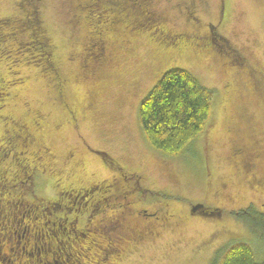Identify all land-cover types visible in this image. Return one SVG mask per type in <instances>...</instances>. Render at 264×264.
Wrapping results in <instances>:
<instances>
[{
  "label": "rangeland",
  "instance_id": "1",
  "mask_svg": "<svg viewBox=\"0 0 264 264\" xmlns=\"http://www.w3.org/2000/svg\"><path fill=\"white\" fill-rule=\"evenodd\" d=\"M178 1L157 0L159 8L166 12L167 25L176 32L192 26L181 16ZM16 2L0 0V15L17 10ZM26 2L30 0L22 1L21 9L29 7ZM40 2V16L57 47L56 65H50L51 69L40 65L44 67L42 70L35 65L37 61L30 58L34 51L3 50L0 80L16 81L7 82L6 86L11 84L10 91L0 113L27 117L28 110L35 111L38 119H42L35 132L47 147L40 150L51 153L32 161L35 155L41 154L35 150L37 140H31L22 129L8 131L4 143L14 142L20 150L26 149V153H23L24 163L21 161L24 165L20 163L16 167L13 178H5L0 173L3 185L9 183L0 189L5 191L3 196L12 198L19 193L22 195L20 203L33 201L32 195L18 191L22 184L19 179L27 176L30 169L37 170L32 190L45 199L53 198L54 192L62 190L61 184L55 186L58 176L65 180V185H91L87 199H95L97 203L86 205L81 215L88 211L93 215L90 216L93 223L101 221L99 230L94 231L102 237L101 234L94 236L93 232L84 239L72 238L74 245L85 246L79 253L80 264H210L212 257L236 242L248 243L257 263L264 264V229L255 227L252 232L245 221L233 215L234 211L248 206L264 213L261 181L264 160L255 156V150H264V143L250 151L239 146L241 149L233 152L231 146L241 139L233 143L230 123L231 116L236 118L241 108L245 109L248 123L244 126L240 121L238 126L243 128V133L240 129L237 137L252 133L254 138H264V0H203L200 3L196 13L199 25L213 24L218 31V38L212 39L215 50L202 44H188L183 35L165 47L147 35L127 37L132 44L126 41L112 45L116 34H109L106 36L108 59L98 66L92 60L84 61L80 39L85 25L79 22L71 3L65 0ZM82 5L83 11L94 15L93 18L103 14L100 2L87 1ZM124 23L107 30H121L117 27ZM7 24L12 35H4L6 28L1 30L0 25V49L13 48L15 43L20 46L19 42L22 44L26 36V32L21 34V31L24 27L31 28L25 19L8 20ZM93 25L98 23L94 21ZM33 30L34 27L31 35ZM151 31L160 39L158 30ZM190 32L192 37L193 32ZM162 34L168 40L173 39L174 34ZM118 37L122 40L125 34ZM104 43L106 45V41ZM171 68H183L192 73L198 83L213 94L212 113L205 129L194 138L188 151L173 157L157 152L146 141L138 108L158 79ZM239 104L242 105L240 111ZM3 128L9 130L10 125L0 128V133ZM7 148L6 145L0 147ZM27 152L32 163L29 171ZM8 160L10 158L1 164ZM118 166L127 171L123 179L115 169ZM67 199L70 200L67 205L84 202L74 196ZM119 203L121 206L115 208ZM197 204L205 209L193 211ZM25 209L22 204L16 208L13 228H0V241L9 240L13 253L23 250L31 253L32 246L25 241L27 223L21 216ZM34 210L39 209L34 206ZM48 216L44 221H50ZM79 220L77 227H83L86 221ZM144 220L161 224H147ZM58 228L57 224L47 222L45 232H57ZM62 240L60 237L59 241ZM35 242L38 256L33 250V264L38 259L50 264L62 263L63 256L58 252L53 256L45 255L49 249L47 243ZM108 242L111 244L105 254L95 261L94 253L99 250L95 245L104 249ZM3 248L0 247V264H18L13 257H7ZM65 251L69 252L67 247ZM72 259L69 256L70 262Z\"/></svg>",
  "mask_w": 264,
  "mask_h": 264
},
{
  "label": "trees",
  "instance_id": "2",
  "mask_svg": "<svg viewBox=\"0 0 264 264\" xmlns=\"http://www.w3.org/2000/svg\"><path fill=\"white\" fill-rule=\"evenodd\" d=\"M17 1H18L16 2L18 3V5L16 4L17 10H15L19 12V14L17 15L22 16V18L24 17L23 19H25L27 22L30 23L29 26H31V28L29 27L30 29L29 30L27 29L29 33L26 32L28 36L26 35L22 39L23 40L22 44L19 42L20 46L16 45L15 43V45L19 47V51H17L18 50L16 49L17 47H13V48L8 47L7 49H3L5 48L3 47L2 49H0V54L3 52V50H8V49L10 51H14V53L21 52L22 49L34 51L32 56H30V58H33L35 62L37 61L35 65H38V67L42 68V70L44 69V67H48V66L51 69L50 65H52L53 63L56 65V60L54 56L57 47L54 45L52 41V37L49 34L48 28L43 23L42 17L40 16V13H38V9L34 8L36 7L35 6L36 3L34 2V0H30V3L26 2L29 7L28 8L22 7L21 9V2L25 0H17ZM65 1H69L71 3L72 8L75 11L74 12L75 15L77 17L79 16L80 18L79 22L85 25L84 28L85 30L83 29L82 32L83 38L80 39L82 53L85 56L84 61L87 63V61L91 62L92 60V63H94L95 66H98V64H100L104 59L108 58V49H107L108 44L105 45L103 42L109 36V34H116L114 36L125 34V37L123 39H126L127 37L130 36H135L136 38L137 37L144 38V36L147 35L152 41L161 42V43L157 42L159 46L163 45L165 47L167 46L168 43H172L175 38L179 39L180 35H182L181 32H184V31L176 32L174 29H171L167 25L166 12L162 8H159L157 4V0H65ZM87 1L100 2L102 4L104 9L102 10L103 14H101L100 18L98 16L93 18L94 15H91L90 13L87 14V12L85 13V11H83L82 4L84 2L86 3ZM37 2L40 4V11H41L42 4L40 0H38ZM202 2L203 0H199L198 2L192 5L191 0H179L177 3L179 5L178 7L181 16L186 18L187 21L189 22L188 17L189 15H191L190 13L191 7L192 10H195V15H196L197 9L200 3ZM189 5H191V7H189ZM26 13L29 14V16ZM14 19L16 18L13 17L0 18L1 30L3 28L4 29L6 28V33L4 35L6 36L12 35L10 34L9 29L7 28L9 26L7 23L8 20L12 21ZM23 19L19 18V20H23ZM94 21H96L98 25L94 26L93 25ZM123 21H125V23L121 26L118 25L117 27L122 31L115 30V28H112L110 31L107 30L109 27H112L118 23H123ZM32 27H34L35 31L33 30L34 32L31 35ZM43 28H45L46 32L43 30ZM151 29L158 30L159 35L161 36L160 39L156 38L153 31H151ZM171 30L173 31V33H171ZM162 33L165 34L171 33L172 35L174 34L173 35L174 38L172 40H168L164 37ZM46 35L50 37V41H48ZM1 38L2 37H0V40ZM183 39L185 38L183 37ZM130 42L131 44L133 43L132 40H130ZM187 43L192 44L191 42L189 43L188 41ZM102 47L104 48L103 53H102L103 51ZM105 62L106 60L103 61L102 63ZM40 65H43L44 67H40ZM94 65H92V68L95 67ZM10 74L12 77L13 72H11ZM2 80L4 79L0 80V108L5 104V102L3 103V101L5 97L8 96L10 91L11 84L6 86L7 82L11 81L15 83L16 81L14 79H9V80L6 79L4 80L5 81L4 83ZM212 100H213L212 92L208 88L200 85V83H198L197 79L192 73H189L183 68L180 69L171 68L168 71L164 72L163 75L158 79V81L154 84V86L150 89L148 94L145 96V98L140 102L138 106L139 119L141 122V127L144 132L146 141H148L149 145H151L157 152L161 154L163 153L164 155L170 157L184 154L185 151H188L190 149L192 142L194 141V138L199 136L202 133V131L205 129V125L210 119L212 113V107H213ZM241 106H242L241 104L238 105V111H240ZM72 111L73 110L69 112L71 113ZM244 111L245 109H243L242 111L241 108L240 111L241 114ZM233 112H237V111H233ZM0 114H2V116H0V122L2 125L0 126V128H2L3 126H6L5 125L6 120H4L3 117L7 114L6 112L5 113L1 112ZM241 114H237L236 118L235 116L233 117L231 116L230 123L232 124L231 126L233 127L232 130H234L236 133H238L240 129H242L241 133H243V128H240L238 126L240 125V119L243 118L242 117L243 114L242 115ZM4 130L5 129L3 128L2 133H0V147H5L6 145L9 148L4 150L0 149V173L4 174L5 178L8 177L13 178L15 176V170H17L16 167H19L20 163L21 165H24L23 163L25 160V155H23V153H26L25 152L26 149L25 151L20 150L21 148H18L17 146L18 144L16 145L14 142L9 141V143L7 142L4 143L5 139L7 138L6 134L4 133ZM2 134L4 137L2 136ZM248 134L251 135V133ZM242 135H243L242 137L244 136L247 137L246 134H242ZM242 137L239 135L236 141H238L239 139L241 140H239L237 145L233 144L231 146L233 152L236 153L239 149H241L240 147H242L243 149L245 148V150H249V151L256 148L255 145L253 144H249L248 146H246V144L242 142L244 141L242 140ZM40 145L43 144L40 142L39 146ZM35 150L38 151V153L40 152L41 154L39 153L40 154L39 156L35 155L34 156L35 158L33 157V159H31L32 161H35L34 159L39 160L40 157L43 158L42 156L45 157V155L49 153L48 150H45L44 152L38 148H35ZM257 151L260 152L262 151V155H260L258 158L260 159V161L262 159L264 160L263 148L255 150V152ZM18 153L20 154L19 158L15 157L16 155L18 156ZM29 154L30 153L27 152V157H26L27 160L31 158ZM7 158H10V160H8L4 165L1 164L3 161L5 162ZM31 164L32 163H30L29 160L27 165L28 171L31 168ZM119 167L124 172H127L125 171V168H123L122 166ZM117 168L118 167H116L115 169ZM30 175L32 176L31 179H29ZM34 175L35 172L30 169V172L27 174V176L23 177L22 179H19L20 180L19 182H21L22 184L19 185L18 191H20L23 194L26 193L28 195L30 194V196L31 195L33 196V201L31 199L28 200V202L25 201L21 203L20 200L22 195L19 193H17L12 198H7V196H3L4 194L2 193L5 191L1 192V190L3 187H5L6 184L9 183L5 181L6 184L3 185L2 179H0V183H2V185L0 186L1 189L0 219L2 221V222L0 221L1 222L0 228L10 229L12 227L11 224L12 220L15 219L17 216V213L15 212L16 208H18L20 204L25 205L26 209L23 212L25 214L21 213V216H22V221L25 220L27 223L25 226V235H26L25 241L27 242L28 245L32 246L30 247L31 253L26 252L24 250L22 252H15V253L11 252L12 248H10V246L8 245L9 240L7 239H3L0 241V247L1 248L5 247L7 251L6 252L7 257H13L18 264H25V261L26 264L27 263L33 264L34 253L36 256H38L37 253L38 247L35 242L37 240L38 242L41 241L43 244L47 243V245H49L48 246L49 249H47V251L45 252L46 256L48 255L53 256L55 252H58L61 256H63V260H62L63 262L65 260L64 255L67 254L68 256H71L69 255L70 253L75 254L72 251V249L71 250L69 249L70 246H72V248H77L80 246V245H74L75 243L73 242L75 240H72V238L75 237L76 240L79 238L78 237L76 238V236L72 234V232H68L70 230L68 223L64 222L63 220L65 217H67L68 220H72V217L74 215L71 217V214L72 213L76 214L75 209L80 202H77L75 204L71 202L70 205H67V202H70V200L67 198H71V196H74L81 199V196L77 195L76 191H73V188L75 186H78L79 184H75V186H73L70 183H67V185H65L64 184L65 180L60 176H58L56 178L58 182L57 184H55V186L61 184L62 186L60 189L62 190L54 192L53 198L45 199L39 196L38 194H35L34 191L32 190L35 181ZM87 197L88 196L84 197L85 201L87 200ZM6 202L10 204V208L9 210L4 211L3 204ZM34 206H36L39 210L35 211ZM214 211L218 212V210H214ZM47 215H49L48 217H50V221H44L45 216ZM233 215L245 221V223L249 225L250 228L252 229V232L255 227L264 229V213H259L254 209L253 206L252 207L248 206L245 209L243 208L241 209V211H234ZM84 216L85 217L89 216L88 211L84 213ZM78 221L80 222V220ZM47 222L52 225L57 224V226H59L57 232H52V233L45 232V229L47 228ZM259 233L260 234L263 233L262 230ZM39 234L40 235L43 234V235L40 236ZM60 237L63 238L62 242L59 241ZM86 237H82V239ZM110 244L111 242H108L105 248L108 249L109 248L108 246H110ZM81 246H83L85 249L84 245ZM66 247L68 248L69 254L65 251ZM95 247L98 248L97 245H95ZM33 250H36V252L33 253ZM94 254L96 256L95 261H97L98 254L96 253ZM79 257L80 256L78 257L76 256L77 262L73 257L71 263L80 264V261L78 259ZM100 258L101 257H99V260ZM211 260L212 262L210 264H258L254 255L253 248L250 247V245L246 242L233 243L226 250L212 257ZM45 262L38 259V261H36V264H49L48 261L45 260ZM83 263L84 262H82V264Z\"/></svg>",
  "mask_w": 264,
  "mask_h": 264
},
{
  "label": "flooded vegetation",
  "instance_id": "3",
  "mask_svg": "<svg viewBox=\"0 0 264 264\" xmlns=\"http://www.w3.org/2000/svg\"><path fill=\"white\" fill-rule=\"evenodd\" d=\"M38 0H34V2L36 3L35 4V6L36 7H34L35 9L37 8L38 9V13L40 12V4H38V2H37ZM199 0H191V4L193 5V4H195L196 2H198ZM17 5H18V3H17ZM189 7H191V5H189ZM21 13V12H20ZM24 13V12H23ZM191 15H189V22H191V28L189 29V30H185L184 32H181V34L184 36V37H187V41L190 43H192V44H194V45H203V46H205L206 48H210V49H214L215 50V48H214V46L212 45V39H213V37L214 36H217V38H218V31L217 30H215V28H214V25L213 24H211V25H206V26H202V25H199V19L196 17V15H195V10H192V7H191ZM17 14H19V12L18 11H13L11 14H9V15H0V18L1 17H6V18H16V20H18L19 18H21V19H23L22 18V16H19V15H17ZM27 14V13H26ZM28 16H29V14H27ZM28 16H26V17H28ZM31 16V15H30ZM26 21V20H25ZM216 25V24H215ZM8 28V27H7ZM27 28V27H26ZM26 28H24L23 30L24 31H21V34H24V32H27V33H29L28 31H27V29ZM47 29V28H46ZM43 30L46 32V30H45V28H43ZM115 30H118V29H115ZM118 31H122V30H118ZM190 31H192L193 32V35H192V37H190L191 36V34L189 35V32ZM23 32V33H22ZM171 33H173V31L171 30ZM170 33V34H171ZM191 33V32H190ZM46 34V33H45ZM27 35V34H26ZM28 36V35H27ZM47 36V37H46ZM45 37L46 38H48V41H50V37L48 36V35H46ZM174 38V37H173ZM114 39L115 40H112V45L113 44H119V43H124V42H126L127 40L126 39H123V40H119V37L117 38V36L116 37H114ZM105 41H106V44H108V46H109V43H108V40H107V38L105 39ZM104 41V42H105ZM103 42V43H104ZM193 42H195V43H193ZM198 42V43H197ZM127 43H131L130 42V40H128L127 41ZM105 44V43H104ZM11 45H13V44H11ZM111 45V44H110ZM111 45V46H112ZM14 47H17L15 44H14ZM16 49H18L19 50V47H17ZM216 52H217V50H216ZM108 59V58H107ZM107 59H106V61H107ZM59 94H61V91L59 90ZM263 114H264V112H263ZM38 117H39V115L37 116V113H35V111H33V110H28L27 111V117L26 116H24V117H19V116H14L13 114H7V115H5L4 117H3V119L5 120L6 119V122H5V125L6 124H9L10 125V129L8 130V129H6V130H4V133L6 134V132H11V131H15V130H17V128L20 130V129H22V130H25L26 131V133H27V135H30V139L31 140H33V138H34V140H37V148L38 149H40V147H42V148H46V146L45 145H40L39 146V143L41 142L40 141V139L39 138H37L38 137V135H37V133L35 132L37 129H39V128H37V126L39 125V121H40V119H41V117L38 119ZM243 118H242V120H240L243 124H247L248 122H247V116L245 115V113H243V116H242ZM41 121H42V119H41ZM6 131V132H5ZM234 134H233V133ZM3 133V134H4ZM231 133H232V141H233V143L236 141V139H237V135H236V132L234 131V130H231ZM3 134H2V136H3ZM36 135V136H35ZM4 137V136H3ZM39 140V141H38ZM242 140H244V141H242L244 144H246V146H248L249 144H253V145H255L256 147H259V146H261L263 143H264V138H254V136L252 135V133H251V135H247V137L246 136H244V137H242ZM42 143V142H41ZM245 146V147H246ZM244 150H245V148H244ZM260 155H262V151L260 152V151H257L256 152V158H258ZM241 161V160H240ZM242 162V161H241ZM240 165L241 166H243V162H242V164L240 163ZM34 171H37V170H34ZM116 171L117 172H119V175L122 177V179H123V177H125V174H126V172H124L119 166H118V168L116 169ZM142 177H144L143 176V174H142ZM261 181H262V187L264 188V179H261ZM100 182V181H99ZM101 183V182H100ZM73 186H75V184L73 185ZM259 186V185H258ZM98 188V187H97ZM72 189V188H71ZM89 189H90V191H91V185H81V184H79L78 186H75L74 188H73V191H76V193H77V195H79V196H81V199L82 200H84V197H86V196H88V194H89ZM97 190V189H96ZM86 191H87V193H86ZM85 192V193H84ZM217 192V191H216ZM96 193V192H95ZM88 200V199H87ZM95 203H97V200H95V199H93V201H91V199H90V201L88 200V201H85L84 200V202H83V204L82 203H79V205L77 206L78 208H76L75 210H76V214H74V216L72 217V220H68L67 219V217H65L63 220H64V222H66V223H68V226H69V231L68 232H72V234H74L75 236H76V238L78 237V238H80V239H82V237H86L88 234H91L92 235V233L94 232V234H95V236H97V237H99L100 236V234L99 233H97V231H94V230H99V228H100V226L99 225H102V223H101V221H100V223H98V224H95V223H92V219H91V217H93V215L92 214H90V213H88V217H85L84 215L82 216H80V214L81 213H83V212H85V207H86V205L87 206H90V205H94ZM121 204L122 203H119V204H117L116 206H115V208L116 207H120L121 206ZM4 205V211H7V210H9V208H10V204H8L7 202L6 203H4L3 204ZM202 211L205 209V207H203V208H200ZM72 210V209H71ZM131 210V209H130ZM70 211V210H69ZM115 211V210H114ZM114 211L112 212V213H114ZM93 213V212H92ZM137 213H142V212H140V211H137ZM142 214H140V216H141ZM91 216V217H90ZM90 217V218H89ZM165 216H161V218L163 219ZM81 218V220L83 221H86V224L85 225H83V227H77L78 226V220ZM84 218H86V219H84ZM169 218V217H168ZM161 219V220H162ZM160 220V221H161ZM145 222H147V224H150V223H157V224H161V222H151V221H147V220H144ZM90 224H93L92 226H89ZM134 233V232H133ZM133 233H132V236H133ZM101 237H102V234H101ZM134 237V236H133ZM73 242V241H72ZM74 243V242H73ZM109 247V246H108ZM69 249L71 250L72 249V251L75 253V254H69V255H71V257L73 258H75V260H76V262H77V259H76V256L78 257L80 254V251L81 250H83L84 249V247L83 246H79V247H77V248H72V246H70L69 247ZM98 256L99 257H101L102 255H104L105 254V251L107 250L106 248H104V249H101V246H99L98 245ZM52 254H53V252H52ZM65 256V260L61 263V264H72L70 261H69V256L66 254V255H64ZM75 262V261H74ZM46 263V262H45ZM49 264H50V262H48ZM25 264H26V261H25ZM27 264H29V263H27ZM83 264H85V263H83Z\"/></svg>",
  "mask_w": 264,
  "mask_h": 264
},
{
  "label": "water",
  "instance_id": "4",
  "mask_svg": "<svg viewBox=\"0 0 264 264\" xmlns=\"http://www.w3.org/2000/svg\"><path fill=\"white\" fill-rule=\"evenodd\" d=\"M200 208H203V206L200 205V204H197V206H195V207L193 208V211H195V210H197V209H200Z\"/></svg>",
  "mask_w": 264,
  "mask_h": 264
}]
</instances>
